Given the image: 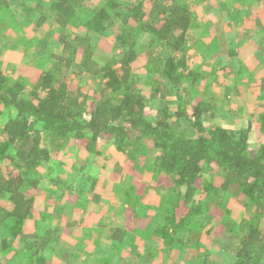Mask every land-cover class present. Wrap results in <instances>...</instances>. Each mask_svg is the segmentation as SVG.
Returning a JSON list of instances; mask_svg holds the SVG:
<instances>
[{
  "label": "trees",
  "instance_id": "1",
  "mask_svg": "<svg viewBox=\"0 0 264 264\" xmlns=\"http://www.w3.org/2000/svg\"><path fill=\"white\" fill-rule=\"evenodd\" d=\"M144 2L106 0L92 7L86 0H49L44 10L41 0H0V31L7 27L19 37V25L25 22L21 18L37 12L36 25L41 27L51 19L61 45L58 52L44 53L49 40L32 37L29 42L38 53L31 64L35 69L26 77L8 75L0 60V202L8 204L0 205V251L11 248L8 264H44V252L57 242L59 230L42 223L50 214L33 209L34 197L27 196L25 189L47 180L38 177L37 170L43 164L50 167L69 144L79 149L78 155L91 156L96 165L108 159L106 153L129 159L131 164L123 163L118 173L132 182L124 189L119 205V213L127 212V222L141 216V197L151 183L152 190L162 191L157 192L160 214L154 216L157 225L152 235L167 250L183 251L189 244L196 259L204 256L199 227L211 205L222 206L226 195L238 199L247 215L240 224L223 221V233L214 240L212 252L224 264H264V140L258 145L251 143L256 133L264 136V112L251 113L247 126L240 129L204 123L203 115L214 101L180 93L183 81L190 80L193 85L200 75L197 70L189 71L183 55L186 33L193 23L190 1L151 0L145 10ZM6 18L10 22L5 26ZM67 30L83 33L73 36L65 34ZM146 38L149 46L158 45L162 52L155 61L158 79L150 86L151 98L162 101L160 119L153 123L145 109L146 98L137 89V83L147 75L138 77L132 71ZM199 43L197 50L204 46L213 50L214 41ZM102 47L107 60L99 63L95 55ZM75 68L101 83V91L90 101L80 100L81 88L70 81ZM261 92L264 95V85ZM172 99L178 107L174 121L165 103ZM206 116L210 120L216 114ZM182 122L192 130L191 135L184 133ZM6 161L10 167L3 172ZM85 166L78 159V177L49 179L47 185L56 193V201L61 199L58 193L70 189ZM134 174L152 176L151 183L143 186L137 178L131 180ZM204 174L208 175L199 188L197 181ZM85 180L81 185L90 181L92 188L94 179ZM71 192L77 205L84 190ZM31 221L33 229L27 227ZM127 226L109 227L107 235L115 243L135 247Z\"/></svg>",
  "mask_w": 264,
  "mask_h": 264
},
{
  "label": "rangeland",
  "instance_id": "2",
  "mask_svg": "<svg viewBox=\"0 0 264 264\" xmlns=\"http://www.w3.org/2000/svg\"><path fill=\"white\" fill-rule=\"evenodd\" d=\"M105 1L106 0H86V3L89 6L98 7ZM189 1V9L192 13L193 23L192 28L186 33L187 51L183 53V55H185L189 71L193 72L197 70L196 72L200 75L193 85H190V80L183 81L184 83L180 87V93L184 95L190 93L193 97H198L203 100H215V106L212 108V112L220 115L222 118L219 119L218 116H216L214 119L209 120L208 116L203 115L204 123H219L225 127L231 126V129L245 128L248 123L247 118L249 114L264 111V101L261 92L259 91V93H257V86L259 88L260 83L256 84L257 86L249 83L250 90L253 94L248 96H246L242 90H238V85L234 83L236 70L233 61L238 60L237 57H239V51L237 50L239 46L236 40L228 39V43L224 40H220L219 54H215L214 56L212 50L203 49L200 51L198 48V51H196L195 48L199 47L200 43L198 42L199 45L198 43L195 44V41L196 30L198 33L204 32L203 34L206 36L204 38V43H208V38H212V36L216 34L212 25L217 26L220 22V18L224 17V15H220L223 9L219 8L222 7L219 2H226L225 5L227 7L225 9V15H227V9L231 5H234L236 2L237 4L242 2L239 6L245 8L242 9L244 10V15L249 12L247 8L250 0H247L248 3L246 6H244L246 0ZM42 4L45 10L48 5V0H42ZM150 4L151 0H145L143 4L144 10L149 7ZM233 12L237 17L239 16V11H236V13L234 7ZM17 16H19V13H17ZM38 17L39 14L34 12V14L30 16H23L21 18L25 20V22L19 25V37H17L12 29L7 27L0 31V60L2 62V69L10 76L20 77L25 75L26 77L28 73L30 76L32 69H35L31 64L35 59V53L38 52L34 48L32 42H29L32 37H46L49 40V47L44 49V53L50 50L58 52L61 49V45H59L60 33L53 27L51 19L47 18L42 26L38 27L36 25ZM232 19L233 18H231V20ZM8 22H10V20L6 18L3 20L2 24L6 26ZM236 27L238 28V26ZM66 33L68 35L70 33L74 36L82 34L83 30H67L65 34ZM261 33L263 34L264 31ZM142 42L143 44L144 42L146 43L144 44L145 47L140 50L139 58L132 64V71L138 77L142 74L144 77L147 75V77L142 78V80H147L148 84H144L145 82L140 80L137 83V89L140 94L146 98L145 109L149 121L153 123L160 119L159 115L161 114V110L159 109L162 106V101L159 98H151L149 95L151 94L150 86L154 80L158 79L155 61L162 52L158 45L149 46L151 43L148 42V38L142 40ZM107 43L108 48H110L111 42L107 40ZM193 46L195 48H192ZM103 48L104 47L95 55V59L99 63H104L107 60V53ZM235 50H237V53ZM168 54L170 55L172 53L168 52ZM80 56L79 54L77 60H79ZM177 56H180V54ZM216 62L219 70L212 73L211 71H214L213 67ZM230 64H233L231 67L232 69H228L227 67ZM222 68L223 70H221ZM225 68L231 72V77L218 79V76L224 74ZM243 77L244 75L239 78ZM70 81L73 85L81 88L80 100H89L93 98V96L98 95L102 89L101 83L98 82L96 78L86 76L80 72L79 68L72 70ZM244 85H248V82H245ZM233 86H236V88ZM254 87H256V92L253 90ZM165 103L168 114L172 117L178 109L177 104L174 99L165 101ZM222 110L226 112L230 110L231 112H228L230 115L239 114V117L226 118L224 114H221ZM171 120L174 121L175 118L172 117ZM181 126L184 128V133L186 135L192 134V130L188 127H184L183 122ZM262 140H264V136L256 133L252 137L251 143L253 145H258L260 142H263ZM77 150L79 149L69 144L66 149L59 154L57 158L58 161L55 160L50 164V167L43 164V166L37 170V176L47 180H44L45 182L36 187H27L25 189V194L27 196L34 197L33 209H37L38 211L41 209L50 214V218L42 221L43 226L57 228L59 230L57 242L51 249L48 247L50 250L44 252V264H201L203 260H209L210 264H224L223 261L214 256L212 246L215 244L214 240L217 236H221L223 233V221L231 220L234 224H240L247 215L244 207L240 206L241 203L238 199L226 195L221 201L223 203L222 206L211 205L209 215H206L207 218H205V221L199 227V243L204 246L205 253L201 258L196 259L198 257H195V250L194 248H190L191 245L187 244L184 246L183 251L177 248L167 250L165 246L162 247V245H160V240L152 235L157 225V218H154V216L160 214V209L156 207L159 204L160 197L157 192L162 193L161 190L156 192L152 190L155 189L153 188L154 184L150 182L152 176L148 174H139L140 176L134 174L132 178H130L131 180L137 178L136 181L144 184L143 186L150 182L151 187L147 193L141 197V208L139 207L141 209V216L135 213L133 215L139 217L127 222V212L125 215L119 213L120 210H122V208H119V205L122 195L125 192L124 189H129V183L132 184V182H129L126 178H122L121 175L120 177L118 173L122 172L121 168L123 163H130L129 159L122 155H118L117 157L109 156V154L106 153L105 156H107L108 159L103 163L101 160L100 163L96 165L92 163L91 156H84L86 153H82L81 151L79 153L82 154L78 155ZM78 159L86 163L83 172L79 174V178L70 189H65V191H60L58 193L61 199L56 201V193H54L53 189L50 190L47 185L49 179L57 175L63 180L70 179L71 176H77L76 174L79 167H76V162ZM56 161L59 163L57 164ZM60 161H63L62 164ZM2 167V171L6 172V169L10 166L6 161L3 163ZM49 171H51V173L46 177ZM207 175H201V178L197 181V187L200 188V182H203ZM86 177L94 179L92 188H90V181L87 182V185H81ZM214 181L215 185L218 186V180ZM77 190H84V194L79 197L77 205H74L72 202V198L74 197H72L71 191L74 193ZM0 205L7 206L8 204L0 202ZM37 210H34V212H38ZM54 210L56 211L54 212ZM180 210L181 207H178L177 212L179 213ZM64 213V217H59ZM112 213L113 217L111 215ZM128 215H132V212H129ZM125 223L128 224L127 232H129V235L131 234L133 236L131 240L136 243L135 247L132 245L115 243L111 241L107 235L109 227L115 228ZM27 227L33 229L34 221H31ZM126 242L128 243V240ZM12 255L13 252L11 248L7 251H0V264H8L12 259ZM203 257L204 259H202Z\"/></svg>",
  "mask_w": 264,
  "mask_h": 264
},
{
  "label": "crops",
  "instance_id": "3",
  "mask_svg": "<svg viewBox=\"0 0 264 264\" xmlns=\"http://www.w3.org/2000/svg\"><path fill=\"white\" fill-rule=\"evenodd\" d=\"M241 3L237 4L236 2L234 5H231L227 9V15H225V9L227 7L225 5L226 2L225 1L223 3L219 2V4L222 5V7L219 6L218 7L223 9L220 15H224V17L220 18V22L217 26L212 25L213 30L214 32H216V34L213 35L212 38H208V42L214 41V45L212 46L213 48L212 51L214 56L215 54L216 55L219 54L220 40H224L227 43H228V39L236 40L237 45L239 46V48L237 49L239 51V57H237L238 60L233 61L236 70L235 71L236 77L234 79V83L238 85V90H242L243 93L246 94V96H248L253 94V92L250 90L251 88L249 86V83H252L254 86H257L256 84L260 83L259 88L257 86V93H259V91L260 92L262 91V87L264 85V33L263 34L261 33L264 31V0H250L249 3L246 0L244 6H246L248 3L249 6L247 9L249 10V12L244 15H243L244 10L242 9L245 8L239 6L241 5ZM233 7L235 9V12L236 10L240 12V13L238 12L239 14L238 17L233 12ZM230 17L233 19L231 20ZM236 26H238V28ZM203 33H198V31L196 30V40L199 41L201 39L202 41L200 40L199 42L203 44H207L204 43V38L206 36ZM231 42L235 43L234 41ZM192 48L195 47L193 46ZM203 49L209 50L210 47L204 46L200 49V51ZM237 50H235L236 53ZM196 51L198 50L196 49ZM233 64L227 66L228 69H230L233 66ZM213 68L217 71L219 70L217 62L216 64H214ZM228 69L225 68V72L223 71L224 74L222 73L223 75L218 76V79L219 77H224V78L231 77V72H229ZM221 70H223V68ZM243 75H244L243 78H239L240 76ZM244 81L248 82V85H244L245 83ZM233 87L236 88V86ZM253 90L256 92V87H254ZM262 99L264 101V95H262ZM214 104H215V100L213 103V107H211V109L209 110V112L212 114H214V112H212V108H214L215 106ZM209 112L206 115H208ZM228 112L231 111L229 110ZM228 112L222 110L221 114H224L225 116L224 115L223 116L226 118L239 117L238 116L239 114L230 115ZM216 116H218L219 119L222 118L220 115L216 114ZM210 120H212V118ZM229 127L231 126H227V128ZM233 129H238V128H233Z\"/></svg>",
  "mask_w": 264,
  "mask_h": 264
}]
</instances>
